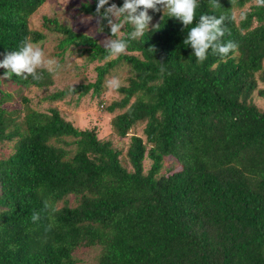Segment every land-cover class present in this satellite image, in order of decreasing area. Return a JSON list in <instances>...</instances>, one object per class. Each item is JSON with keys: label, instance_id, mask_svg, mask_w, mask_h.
Returning a JSON list of instances; mask_svg holds the SVG:
<instances>
[{"label": "trees", "instance_id": "1", "mask_svg": "<svg viewBox=\"0 0 264 264\" xmlns=\"http://www.w3.org/2000/svg\"><path fill=\"white\" fill-rule=\"evenodd\" d=\"M45 1L0 0V61L25 38H46L29 27ZM97 2L76 9L96 17ZM220 4L222 40L238 50L222 57L210 49L203 63L184 40L200 15L213 14L208 0H199L188 27L153 9L149 29L111 58L94 36L43 16V27L60 35L56 56L75 47L88 63H99L93 82L43 100L98 95L110 69L127 64L132 75L117 88L122 97L106 109L122 110L111 120L116 136L144 122L145 138L131 135L122 160L95 126L78 128L56 107L38 110L26 95L22 107H3L13 96L0 87V143H12L0 157V264H76L79 247L98 249L94 264H264V107L250 100L257 79L264 83V7L255 0ZM246 4L236 21L234 9ZM97 30L110 37L106 20ZM130 31L125 25L121 36ZM38 73V81L5 78L20 89L53 84L52 73ZM258 93L264 98V88ZM166 156L178 165L162 173ZM45 201L58 210L45 211Z\"/></svg>", "mask_w": 264, "mask_h": 264}, {"label": "rangeland", "instance_id": "2", "mask_svg": "<svg viewBox=\"0 0 264 264\" xmlns=\"http://www.w3.org/2000/svg\"><path fill=\"white\" fill-rule=\"evenodd\" d=\"M82 1L85 0H46L44 4L29 17L30 29L41 30L46 34V38L38 43L41 44L47 56L56 58L59 61L60 67L52 73L53 84L47 88L31 86L28 89H20L15 84H12L9 79H6L5 76L0 75V87L11 92L13 96L11 101L3 104V107L7 109L22 107L20 101L21 95L28 96L31 106L38 110L45 111L50 106L56 107L63 117L70 120L78 128L84 129L95 126L97 128L98 137L100 139L111 140L114 147L122 151V160H125L124 154L131 135L136 134L145 138L143 134L144 122L132 126L125 137H118L114 134L111 120L115 114L122 110L117 109L114 112H108L106 108L113 100H119L122 94H120L117 89H110L107 86V81L113 77H118L121 81V85H126L128 78L132 75V69L129 65L119 63L115 67H112L105 76L98 95H92L90 91L80 99H77V95L75 94L67 95L65 98L58 101L43 100L44 96L56 90L75 86L79 83L93 82L96 78L95 66L99 63H88L84 56L78 54L75 47L68 49L62 58L56 56L54 53L60 35L45 29L42 24L44 15L56 17L61 23L68 25L72 29L94 36L103 45L104 41L111 37L97 30V17L84 15L77 11L76 6ZM113 3L116 4L115 0L112 4ZM158 8H160V12L164 11L162 6ZM248 8L249 4H246L243 8L234 9L233 14L235 20L238 21L242 18L243 12ZM148 11L149 15L152 17L149 24L150 27L156 17L153 14V9H149ZM122 34L123 29L121 31V35ZM262 88H264V83L257 79V87L253 91L250 99L260 108L264 107V98L258 93V90ZM133 99L134 97H132L131 101ZM11 144L12 143L7 142L4 144L0 143V157L6 156L12 152ZM149 163L150 160L145 158L143 162L145 170L148 168ZM177 165L178 162L174 157L166 156L163 158L161 172H165L167 168L170 167L173 169ZM70 200H72V197H70ZM97 254L98 249L96 247H79L73 251V255L77 259L76 264H94Z\"/></svg>", "mask_w": 264, "mask_h": 264}, {"label": "clouds", "instance_id": "3", "mask_svg": "<svg viewBox=\"0 0 264 264\" xmlns=\"http://www.w3.org/2000/svg\"><path fill=\"white\" fill-rule=\"evenodd\" d=\"M208 3L213 14L200 15L199 22L190 28L184 40L185 45H190L194 49L195 57L200 63L207 59L210 49L213 54L222 57H227L229 53H235L238 50L236 42L225 43L222 40L225 35L223 25L226 17L223 14H216L221 7L220 0H208ZM255 4L257 7H264V0H255ZM158 5L167 10L169 17H175L188 27L193 24L196 17L199 0H124L122 6H117L115 3L109 5V0H98L95 9L97 24L102 26L106 20L110 28L111 38H107L103 44L107 52L106 58L124 54L129 43L140 38L145 30L149 29L152 17L148 10L159 11ZM125 25H131L132 31L121 36ZM59 67V61L56 58L47 56L41 44L29 38H25L17 50L8 52L0 61V68L6 69L4 74L6 77L15 74L27 79L31 76L37 81L41 79L38 69L54 73ZM107 86L110 89H117L121 86V81L118 77H113L107 81ZM44 210L55 213L58 209L49 201H45ZM31 220L33 223L38 222L40 213L33 212ZM48 227L50 230L52 225Z\"/></svg>", "mask_w": 264, "mask_h": 264}]
</instances>
